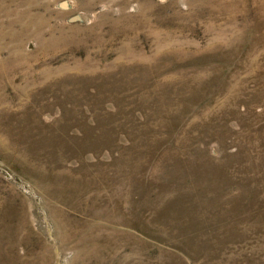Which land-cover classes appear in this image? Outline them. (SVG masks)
I'll list each match as a JSON object with an SVG mask.
<instances>
[{
    "label": "rangeland",
    "instance_id": "rangeland-1",
    "mask_svg": "<svg viewBox=\"0 0 264 264\" xmlns=\"http://www.w3.org/2000/svg\"><path fill=\"white\" fill-rule=\"evenodd\" d=\"M0 264H264V0H0Z\"/></svg>",
    "mask_w": 264,
    "mask_h": 264
}]
</instances>
